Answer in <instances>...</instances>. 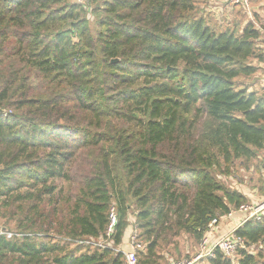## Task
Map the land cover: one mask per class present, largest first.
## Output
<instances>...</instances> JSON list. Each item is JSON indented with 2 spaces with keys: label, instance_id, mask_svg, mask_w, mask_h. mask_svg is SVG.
Returning a JSON list of instances; mask_svg holds the SVG:
<instances>
[{
  "label": "trees",
  "instance_id": "obj_1",
  "mask_svg": "<svg viewBox=\"0 0 264 264\" xmlns=\"http://www.w3.org/2000/svg\"><path fill=\"white\" fill-rule=\"evenodd\" d=\"M198 1L0 0V208L26 216L0 264H123L98 245L112 207V248L135 224L138 264H170L169 238L249 203L220 177L264 182V27ZM234 235L206 264H264V214Z\"/></svg>",
  "mask_w": 264,
  "mask_h": 264
},
{
  "label": "built area",
  "instance_id": "obj_2",
  "mask_svg": "<svg viewBox=\"0 0 264 264\" xmlns=\"http://www.w3.org/2000/svg\"><path fill=\"white\" fill-rule=\"evenodd\" d=\"M79 3L85 4L86 0H78ZM252 0H230L227 2L229 7L234 5H241L243 10L248 16L250 22H253L252 19V10H251ZM264 40V31H262L261 35ZM264 214V195L263 199L260 203L256 205H242L236 211H231L227 216L220 218L219 220L214 219L210 222L207 227V231L204 234L203 238L199 242V249L195 256L190 259H182V260H173L170 264H197L203 260L213 259L215 256V251L219 250L227 257H232L236 249L238 247L244 248V242L241 238L236 237L234 235L235 229H232L226 235L218 239L214 244H210L208 236L213 231V229L218 225V223L223 219H231L236 215H243V220L238 224L242 226L248 220H259ZM108 226L106 228L104 239L99 241L98 245L101 248L112 249L117 254L122 255L123 264H138V253L142 252L145 248V243L139 238L138 230L136 225L132 224L133 227L130 231L128 240L124 244V246H119L116 248H112L113 243L111 237L114 233L115 225L117 223V215L115 209L112 207L108 216ZM238 226V227H239ZM8 238L11 237V234L7 235Z\"/></svg>",
  "mask_w": 264,
  "mask_h": 264
},
{
  "label": "rangeland",
  "instance_id": "obj_3",
  "mask_svg": "<svg viewBox=\"0 0 264 264\" xmlns=\"http://www.w3.org/2000/svg\"><path fill=\"white\" fill-rule=\"evenodd\" d=\"M203 1L205 0H199L198 1V12L200 11H205V7L208 6L207 4H205ZM88 5V3L86 4ZM207 8V7H206ZM252 8L254 9V21L257 25L259 26H263L264 27V0H254L252 1ZM242 16V15H241ZM244 16H242L243 19ZM245 19V17H244ZM215 26H217L219 29L220 28H225L226 24L225 21H219L218 23L216 21H213ZM221 23V24H219ZM254 65H257L256 63H254ZM263 66V65H262ZM263 79H264V68H261L260 71L257 72V74H255V76H253L251 79H249V83L248 85H250L251 90L253 88H258L257 90H259V92L261 93L264 87V83H263ZM34 80L32 79V84L34 83V88H32L34 91H39L40 87L37 86L36 82H33ZM262 82V84H261ZM260 84V85H259ZM78 170H82L85 167L83 166H78L77 167ZM250 174L249 173H245L243 172V170H240L239 172V168L235 167L234 169V174L229 177V178H224V177H220V180L223 181L224 183H226V185H228L229 187H232L233 189H235L236 187H238L239 185H246L248 182V178H249ZM259 176H255V178L252 179V182H256V184L259 187H264V182L259 181ZM25 213L23 214L21 212V214L19 212H15L12 209H2L0 208V225L6 226L8 228L11 229H17L18 225L21 223L23 226L26 225L25 222ZM223 218V217H221ZM20 219L24 220V222H21ZM222 222V221H220ZM219 222V223H220ZM224 222V221H223ZM169 243L167 246L163 247L162 249H160L164 256L167 259H173V260H182V259H190L191 257L195 256L196 253L198 252L199 249V242L196 243L194 242L190 237H187L185 235L180 236V237H171L169 238ZM176 248V249H175ZM232 260L233 263L236 262L235 256H232ZM7 262V261H6ZM166 264H168V261H165ZM206 264L207 261L203 260L198 262L197 264Z\"/></svg>",
  "mask_w": 264,
  "mask_h": 264
},
{
  "label": "crops",
  "instance_id": "obj_4",
  "mask_svg": "<svg viewBox=\"0 0 264 264\" xmlns=\"http://www.w3.org/2000/svg\"><path fill=\"white\" fill-rule=\"evenodd\" d=\"M204 3L208 5L206 6L207 8L205 7L204 9L206 10V13L211 14L216 21L217 19L219 21H225L226 27L235 19L234 10L227 5L226 0H205ZM260 68H264V65H260ZM253 89H257V87ZM262 173L264 179V171ZM249 181L250 179H248L246 185H239L235 189L244 195V197L249 201V205H256L263 199L264 187H261L262 190H259L260 188L256 182H252L251 184ZM243 218V215H236L231 219L221 220L222 222L218 223L208 236L210 244H214L218 239L226 235L232 229L238 227V224L243 220Z\"/></svg>",
  "mask_w": 264,
  "mask_h": 264
}]
</instances>
